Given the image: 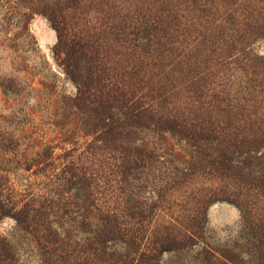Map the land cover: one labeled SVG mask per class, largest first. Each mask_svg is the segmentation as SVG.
I'll list each match as a JSON object with an SVG mask.
<instances>
[{
	"label": "rangeland",
	"instance_id": "374dc122",
	"mask_svg": "<svg viewBox=\"0 0 264 264\" xmlns=\"http://www.w3.org/2000/svg\"><path fill=\"white\" fill-rule=\"evenodd\" d=\"M211 1L210 9L200 12L180 0H0V201L18 208L29 204L33 210L28 224L2 216L6 208L0 209V237L11 248L13 264H123L128 251L121 243L91 248L95 211L92 216L86 207L83 186L71 188L62 179L61 171L73 161L86 176L92 172L95 207L106 205L121 218L129 207L139 208L144 216L138 228L147 236L172 225L186 227L193 213L204 211L201 238L164 252L159 264H206V251L231 252L238 264H261L264 193L243 188L238 175L250 172L241 163L244 157L234 155L233 168L219 175L204 168V152L180 136L127 125V143L150 151L153 159L132 172L128 183H120L103 159L84 150L93 138V120L75 107L77 85L55 47L57 26L95 42L113 76L131 88L138 80L142 87L159 83L171 91L168 108L176 112L197 106L195 92L212 89L240 106L250 99L252 116L249 111L246 117L240 112L236 119L223 118L225 128L240 139L253 117L264 130V70L253 74L243 61L232 60L240 49L264 58V0ZM138 13L165 16L185 42L178 48L183 54L178 57L177 51L155 68L139 67ZM77 66L69 69L77 77L92 71L87 60ZM259 153L255 170L264 169V147L255 156ZM236 197L244 198L246 208L231 202ZM251 221L259 226L257 235ZM48 225L62 238L53 253L43 252L36 240Z\"/></svg>",
	"mask_w": 264,
	"mask_h": 264
},
{
	"label": "trees",
	"instance_id": "16d2710c",
	"mask_svg": "<svg viewBox=\"0 0 264 264\" xmlns=\"http://www.w3.org/2000/svg\"><path fill=\"white\" fill-rule=\"evenodd\" d=\"M180 1L181 4L200 12L210 9L212 4L211 0ZM135 29L136 44L134 47L139 67L142 65L158 67V62L170 60L172 54L178 51L179 46L185 44L162 15L138 13L135 19ZM55 30L57 32L55 47L63 55L66 73L77 85L74 105L93 120V138L86 144L84 150L89 152L91 157L95 154L103 159V163L109 165L108 171L113 170L111 173L119 178L120 183H128L132 172L141 168L142 163L153 159L150 151L127 143V128L129 126L134 128L150 126L154 130L180 136L191 143V146L201 149L204 152L203 167L219 175H225L233 168L231 162L233 158L235 159L234 155L243 156L244 162L241 163L246 164V168L250 170L246 174L247 180L245 175H238L243 178L240 182L242 184L245 182L243 188L245 191L253 190L264 193V169L255 170L257 167L253 165V162L259 161L260 166L262 158L261 153L258 154L259 157L255 156V153L264 147V130H262L261 123H256L254 117L252 122L250 118L247 119L246 121L251 122L252 127L246 136L239 139L237 135L229 132L228 127L225 128L226 122L223 121V118L229 115L231 116L229 119H236L240 112H243L242 115L246 117V112L251 111L249 115L252 116L253 105L250 99L249 104L246 102L240 106L236 100L233 99L231 102L220 91L216 92L212 89L210 92L208 90L195 92L192 102H196L197 106L194 105V108L186 112H176L168 108L171 98L170 90L165 87L161 88L159 83H149L147 87H142L140 86L143 84L141 80H138L136 86L131 88L128 83L113 76L110 68H106L108 65L98 44L88 39L76 38L75 35H71L70 32L58 26ZM232 49L236 50V47L233 46ZM246 50H238L232 60L234 62L243 61V65H247L254 72L253 74L262 72L264 58L256 57ZM178 52L177 55L180 57L184 51L179 50ZM86 60L91 63L92 71L84 77L81 75L77 77L74 71L69 70L72 67H78L77 64L80 61ZM213 144L216 145L217 150H210ZM61 174L64 176L62 178L64 182L69 183L71 188L78 185L83 186L86 198H88L86 207L90 209L92 216V210L95 211L94 219L96 218L97 225H95L94 233L97 237H94V246L91 248L106 245L111 241L119 242L128 251L127 255L121 257L123 264H159V259L164 252L188 246L201 238L204 211L193 213L185 222L186 227L179 225V228H175L172 225L171 230L161 233L150 232L147 236L138 228L142 224L140 218L144 216L142 215L144 211L139 208L129 207L124 218H121L119 214L107 209L106 205L103 206L106 208L97 207V209L95 207L93 200L97 199H94L92 194L93 179L90 177L92 172L86 176L85 173L78 171L73 161L65 165ZM2 181L3 177L0 175V189L3 187ZM210 202L209 197L205 203L208 205ZM231 202L239 208H246L244 198L236 197ZM4 208L6 210L2 211V216H11L18 223L30 224L29 218L33 210L30 209L29 204L18 208L15 205H4L0 201V209ZM242 213L247 220L248 212L242 211ZM91 218L93 217L88 219V224H91ZM253 223L251 221L253 226L249 225V227H255L254 233L257 235L259 226ZM36 240L45 253L55 252L62 243L60 233L49 225L45 226L41 234H36ZM204 261L206 264H238L235 255L227 251L218 255L206 251ZM0 264H13L11 248L1 237ZM261 264H264V258Z\"/></svg>",
	"mask_w": 264,
	"mask_h": 264
}]
</instances>
